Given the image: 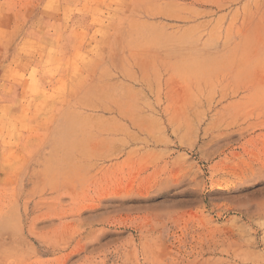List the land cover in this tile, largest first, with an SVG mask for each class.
<instances>
[{"label":"rangeland","instance_id":"1","mask_svg":"<svg viewBox=\"0 0 264 264\" xmlns=\"http://www.w3.org/2000/svg\"><path fill=\"white\" fill-rule=\"evenodd\" d=\"M0 264H264V0H0Z\"/></svg>","mask_w":264,"mask_h":264}]
</instances>
